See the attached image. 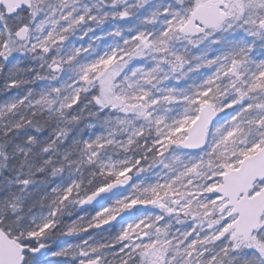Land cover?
<instances>
[{"label": "snow or ice", "instance_id": "snow-or-ice-1", "mask_svg": "<svg viewBox=\"0 0 264 264\" xmlns=\"http://www.w3.org/2000/svg\"><path fill=\"white\" fill-rule=\"evenodd\" d=\"M0 264H264V0H0Z\"/></svg>", "mask_w": 264, "mask_h": 264}]
</instances>
